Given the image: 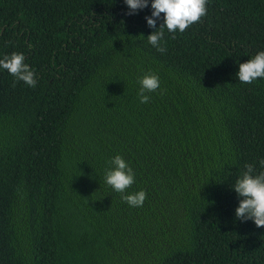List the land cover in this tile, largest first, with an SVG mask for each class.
Returning <instances> with one entry per match:
<instances>
[{
  "label": "trees",
  "instance_id": "trees-1",
  "mask_svg": "<svg viewBox=\"0 0 264 264\" xmlns=\"http://www.w3.org/2000/svg\"><path fill=\"white\" fill-rule=\"evenodd\" d=\"M124 0H0V59L22 53L31 88L0 69V264H264V228L232 188L264 171V0H208L183 33L147 41L149 7ZM157 20V28L162 23ZM175 35V39L172 36ZM160 88L139 101L138 78ZM132 168L130 207L104 181Z\"/></svg>",
  "mask_w": 264,
  "mask_h": 264
},
{
  "label": "clouds",
  "instance_id": "clouds-1",
  "mask_svg": "<svg viewBox=\"0 0 264 264\" xmlns=\"http://www.w3.org/2000/svg\"><path fill=\"white\" fill-rule=\"evenodd\" d=\"M129 11L126 15L136 14L139 10L149 7V0H124ZM208 0H151V16H146L147 26L154 31L147 36L150 45L160 53L166 52L161 41L164 38L165 29L170 33H183L195 23H199L207 14ZM162 23L157 28V20ZM175 39V35L172 36ZM22 53H12L0 59V69L6 70L15 78L31 88L37 86L36 73L24 63ZM238 80L244 84H251L258 78H264V51H260L244 63L239 64L236 74ZM139 90L137 96L140 103L146 104L150 96L146 93L155 92L160 88L158 75L147 72L138 78ZM264 168V159L259 161ZM109 167L105 169L104 181L116 193L121 200L130 207H141L147 198V193L140 190L126 194L127 189L135 182V174L132 168L120 156L116 155L108 161ZM244 171L234 182L232 188L239 198L238 207L235 209V218L239 221L251 220L257 228H264V171L253 175L254 165L245 164Z\"/></svg>",
  "mask_w": 264,
  "mask_h": 264
}]
</instances>
